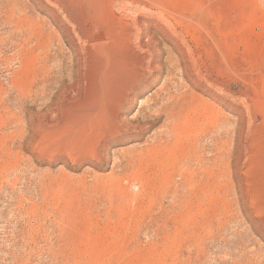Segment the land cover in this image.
<instances>
[{
  "label": "rangeland",
  "instance_id": "374dc122",
  "mask_svg": "<svg viewBox=\"0 0 264 264\" xmlns=\"http://www.w3.org/2000/svg\"><path fill=\"white\" fill-rule=\"evenodd\" d=\"M0 264H264V0H0Z\"/></svg>",
  "mask_w": 264,
  "mask_h": 264
},
{
  "label": "bare ground",
  "instance_id": "6f19581e",
  "mask_svg": "<svg viewBox=\"0 0 264 264\" xmlns=\"http://www.w3.org/2000/svg\"><path fill=\"white\" fill-rule=\"evenodd\" d=\"M104 78V77H103ZM225 96V95H224ZM53 106V105H52ZM174 106V105H173ZM172 128V127H171ZM194 142V141H193ZM163 145V144H162ZM214 174V173H213ZM216 181V180H215ZM199 184V183H198ZM203 196V195H202Z\"/></svg>",
  "mask_w": 264,
  "mask_h": 264
}]
</instances>
